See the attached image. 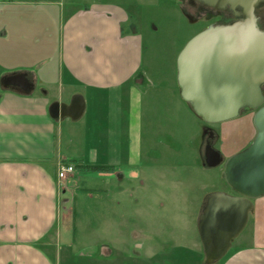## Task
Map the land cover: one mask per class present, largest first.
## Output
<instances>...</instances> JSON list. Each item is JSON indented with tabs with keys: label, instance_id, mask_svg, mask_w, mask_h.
<instances>
[{
	"label": "crops",
	"instance_id": "crops-1",
	"mask_svg": "<svg viewBox=\"0 0 264 264\" xmlns=\"http://www.w3.org/2000/svg\"><path fill=\"white\" fill-rule=\"evenodd\" d=\"M71 2L0 0V80L24 73L33 85L28 94L0 86V264H73L71 248L60 242L77 220L80 203L69 199L73 189L86 192L78 187L83 179L97 180L96 196L90 189L86 199L96 201L102 217L110 210L106 205H113L115 216L131 199L130 181L124 191L115 189L126 198L106 196L121 168L128 180L144 162L154 171L157 159L143 149V110L146 118L155 112L176 140L195 128V115L179 96L176 66L157 87L140 73L143 39L130 13L110 1ZM143 88L155 90V98L165 96L155 102L184 110L187 124L169 110L143 108ZM75 95L84 102L80 118H50L53 102L69 104ZM61 162L75 168L65 180L57 178ZM88 166L104 169L88 171ZM197 238L192 246H176L171 255L154 258L159 264H205L198 232ZM102 249L84 256L110 254ZM100 262L90 264H121ZM216 264H264V198L253 200L247 226Z\"/></svg>",
	"mask_w": 264,
	"mask_h": 264
},
{
	"label": "rangeland",
	"instance_id": "rangeland-1",
	"mask_svg": "<svg viewBox=\"0 0 264 264\" xmlns=\"http://www.w3.org/2000/svg\"><path fill=\"white\" fill-rule=\"evenodd\" d=\"M83 1L85 0H73L70 4L80 6ZM99 1L118 3L132 16V23L143 39L140 73L147 75L146 78L156 87L162 81L167 83V80H161V76H168L167 69L176 66L177 56L190 38L208 26L222 22V18L210 10L196 12L183 1H180V4L177 0ZM141 91L144 93V88ZM146 91L143 95V108H159L163 112L169 110L173 115L178 114L187 124L184 110L165 101L155 102L156 98L165 96L160 93L155 98L152 95L155 90ZM177 93L175 91L176 95ZM253 115L254 111L245 110L236 119L214 125H206L192 115V126L195 125V128H190V134H183L182 139L176 140L170 133L165 132V128L169 126L160 124L155 112L152 111L146 118L143 110V149L146 146L149 156L157 159L154 162V171L148 170V163L145 164L143 159L144 164L138 168L136 176L128 180L121 168V173H117L120 176L115 175V183L111 181L114 186L112 185L113 188L106 196L115 194L116 201L126 198L123 192L119 195L115 189L124 191L130 181L127 194L131 199L120 204L115 216L113 205H106L110 210L102 217L101 213L95 210L93 202L96 201L86 199L85 195L90 189L92 191L89 193L96 196L97 193L93 192V189H96L97 180L88 177L83 179L78 187L87 189L86 192L73 189L69 199L73 203L75 197L80 203L77 220H74V229L62 232L60 237L62 248H71L73 264H90L92 261L159 264L155 256L171 255L176 246L188 247L192 246V240L197 242L195 224L205 198L213 192L233 194L222 177V164L215 168L202 165L199 150L203 128L214 130L217 138L213 148L228 158L229 155L244 150L252 142L255 136ZM83 175L80 172L79 176ZM73 207L75 208L74 204ZM112 219L114 227L111 225ZM102 248L109 250L110 254L84 256L87 251L97 253L102 251ZM185 264L194 263L186 261Z\"/></svg>",
	"mask_w": 264,
	"mask_h": 264
},
{
	"label": "water",
	"instance_id": "water-1",
	"mask_svg": "<svg viewBox=\"0 0 264 264\" xmlns=\"http://www.w3.org/2000/svg\"><path fill=\"white\" fill-rule=\"evenodd\" d=\"M184 1V0H179ZM204 7L229 9L235 18L210 25L190 38L176 59V83L180 99L206 125L224 123L254 111L255 136L244 150L224 160L209 143L202 165H223V179L233 194L213 192L201 207L197 232L204 263L214 264L230 250L247 226L253 200L264 197V21L258 26L256 9L264 0H187ZM0 86L28 94L33 85L26 74L1 78ZM84 110L81 96L69 104L53 102L52 119L77 120ZM210 128H203V135Z\"/></svg>",
	"mask_w": 264,
	"mask_h": 264
},
{
	"label": "flooded vegetation",
	"instance_id": "flooded-vegetation-1",
	"mask_svg": "<svg viewBox=\"0 0 264 264\" xmlns=\"http://www.w3.org/2000/svg\"><path fill=\"white\" fill-rule=\"evenodd\" d=\"M184 4L187 7L193 8L196 12H202L206 10H210L212 13H215L219 15L222 18L221 24H227L235 20L233 17L231 11L229 9L223 10V11H215L209 8L204 7L202 4L196 2L195 4H191L189 1L185 0ZM255 15L257 17V23L258 26H262V22L264 21V3H262L255 11ZM217 138V134L214 132V130L210 129L207 131L206 134L202 136V143L199 150V153L201 152L204 159V149L207 143H209L212 147L214 146V142ZM201 210V209H200ZM200 213V212H199ZM198 220V219H197ZM196 226V224H195Z\"/></svg>",
	"mask_w": 264,
	"mask_h": 264
},
{
	"label": "built area",
	"instance_id": "built-area-1",
	"mask_svg": "<svg viewBox=\"0 0 264 264\" xmlns=\"http://www.w3.org/2000/svg\"><path fill=\"white\" fill-rule=\"evenodd\" d=\"M75 173V168L72 164L67 162H61L57 166V178L59 180H65Z\"/></svg>",
	"mask_w": 264,
	"mask_h": 264
},
{
	"label": "trees",
	"instance_id": "trees-1",
	"mask_svg": "<svg viewBox=\"0 0 264 264\" xmlns=\"http://www.w3.org/2000/svg\"><path fill=\"white\" fill-rule=\"evenodd\" d=\"M177 3L180 4V1L177 0ZM85 168L88 171H98L99 169H104V168H99V167H95V166H91V167L88 166V167H85Z\"/></svg>",
	"mask_w": 264,
	"mask_h": 264
}]
</instances>
